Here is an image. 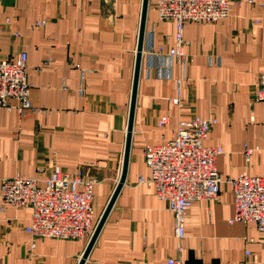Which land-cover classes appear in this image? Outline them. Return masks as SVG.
<instances>
[{
  "label": "crops",
  "instance_id": "obj_1",
  "mask_svg": "<svg viewBox=\"0 0 264 264\" xmlns=\"http://www.w3.org/2000/svg\"><path fill=\"white\" fill-rule=\"evenodd\" d=\"M152 1L125 181L84 264H168L169 257L264 264V230L228 221L234 208L228 182L215 198L191 202L178 251L167 203L139 181L150 173L144 145L170 138L179 119L196 114L217 118L205 143L222 146L216 158L222 177L264 175V101L255 96L264 72V0H229L225 18L185 23V63L172 64L171 76L150 67L151 43L165 50L175 43L174 21L160 18ZM141 7L142 0H0V56L27 52L34 105L23 115L0 105V179L42 177L55 165L69 174L82 168L97 177L96 223L121 171ZM38 19L46 22L36 26ZM178 75L181 105L169 100ZM30 215L26 206L0 209V264H77L88 239L35 235L25 229Z\"/></svg>",
  "mask_w": 264,
  "mask_h": 264
},
{
  "label": "built area",
  "instance_id": "obj_2",
  "mask_svg": "<svg viewBox=\"0 0 264 264\" xmlns=\"http://www.w3.org/2000/svg\"><path fill=\"white\" fill-rule=\"evenodd\" d=\"M253 3L254 0H248ZM152 7L162 19L175 23V43L164 49L163 44L148 48L150 67L163 68L168 76L172 64L185 63L183 28L187 22H216L229 15V0H153ZM9 21V17L5 18ZM46 19L35 21L41 26ZM258 22V20H254ZM17 34V32H16ZM159 72V71H158ZM176 94L170 102L181 105V77H174ZM256 98L264 101V72L256 90ZM0 105L15 107L20 114L33 108L27 78V52L21 50L14 58L0 56ZM167 117L157 121L159 126ZM216 117L193 115L179 119L170 138L146 143L143 158L150 173L139 181L151 184L158 198L167 203L174 218L176 249L181 250L184 223L193 200L213 199L220 183L225 181L233 193V214L229 222H255L264 230V175L241 172L222 177L216 166L220 145L206 144ZM97 177L82 168L69 174L58 165L45 176L13 175L0 179V209L6 204L29 207L30 222L25 229L38 236L88 239L94 229L93 187ZM33 245V243H31ZM246 250V254H248ZM168 264H187L179 257L167 258ZM34 264H40L38 262Z\"/></svg>",
  "mask_w": 264,
  "mask_h": 264
},
{
  "label": "water",
  "instance_id": "obj_3",
  "mask_svg": "<svg viewBox=\"0 0 264 264\" xmlns=\"http://www.w3.org/2000/svg\"><path fill=\"white\" fill-rule=\"evenodd\" d=\"M149 0H142V7H141V14H140V23H139V30H138V37H137V44L135 50V63H134V71H133V80H132V87H131V95H130V103H129V111H128V120H127V127H126V138H125V145L123 150L122 156V163H121V171L119 178L105 204L103 210L101 211L94 229L88 238L86 243L85 249L78 261L77 264H84L88 253L125 181L126 173H127V166H128V159L130 153V144H131V135H132V127H133V119H134V111H135V103H136V94H137V86H138V79L140 73V65H141V57H142V50H143V42H144V32H145V20H146V13L148 9Z\"/></svg>",
  "mask_w": 264,
  "mask_h": 264
}]
</instances>
